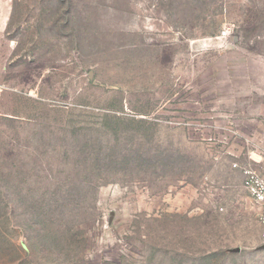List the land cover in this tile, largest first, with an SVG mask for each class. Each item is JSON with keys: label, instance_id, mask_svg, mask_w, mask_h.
<instances>
[{"label": "rangeland", "instance_id": "1", "mask_svg": "<svg viewBox=\"0 0 264 264\" xmlns=\"http://www.w3.org/2000/svg\"><path fill=\"white\" fill-rule=\"evenodd\" d=\"M258 133L264 0H0V264H264Z\"/></svg>", "mask_w": 264, "mask_h": 264}, {"label": "built area", "instance_id": "2", "mask_svg": "<svg viewBox=\"0 0 264 264\" xmlns=\"http://www.w3.org/2000/svg\"><path fill=\"white\" fill-rule=\"evenodd\" d=\"M233 136L236 138L238 135L234 132ZM246 147L249 164L239 166L234 163L233 168L240 169L243 177L242 187L259 209L257 221L260 227V243L264 245V172L253 168V165L258 167L264 161V133L255 134L247 140Z\"/></svg>", "mask_w": 264, "mask_h": 264}, {"label": "water", "instance_id": "3", "mask_svg": "<svg viewBox=\"0 0 264 264\" xmlns=\"http://www.w3.org/2000/svg\"><path fill=\"white\" fill-rule=\"evenodd\" d=\"M257 250H259V251L264 250V245L262 247L258 248ZM231 252L238 253L239 252V249L231 250Z\"/></svg>", "mask_w": 264, "mask_h": 264}]
</instances>
